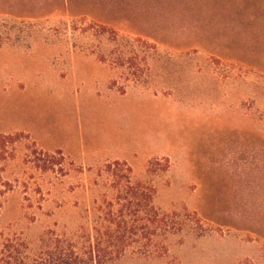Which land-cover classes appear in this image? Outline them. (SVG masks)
<instances>
[{
    "label": "rangeland",
    "instance_id": "rangeland-1",
    "mask_svg": "<svg viewBox=\"0 0 264 264\" xmlns=\"http://www.w3.org/2000/svg\"><path fill=\"white\" fill-rule=\"evenodd\" d=\"M1 136L0 244L119 162L181 231L116 264H264V0H0Z\"/></svg>",
    "mask_w": 264,
    "mask_h": 264
},
{
    "label": "trees",
    "instance_id": "trees-1",
    "mask_svg": "<svg viewBox=\"0 0 264 264\" xmlns=\"http://www.w3.org/2000/svg\"><path fill=\"white\" fill-rule=\"evenodd\" d=\"M119 60L130 68L131 60L120 55ZM8 141L9 136L0 137V152ZM49 164L34 166L53 173L61 166ZM57 172L64 173L63 169ZM96 177L102 184L94 186L104 193L87 205H75L78 213L69 225L44 234L36 248L17 235L4 238L0 264H116L129 251L140 255L165 252V242L181 231V225L155 208L154 189L135 181L132 169L119 162L105 165Z\"/></svg>",
    "mask_w": 264,
    "mask_h": 264
}]
</instances>
